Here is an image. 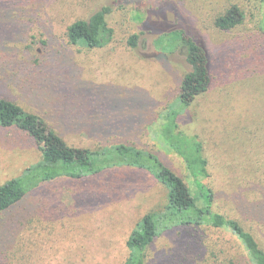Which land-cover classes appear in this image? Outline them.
Here are the masks:
<instances>
[{
	"label": "rangeland",
	"instance_id": "obj_1",
	"mask_svg": "<svg viewBox=\"0 0 264 264\" xmlns=\"http://www.w3.org/2000/svg\"><path fill=\"white\" fill-rule=\"evenodd\" d=\"M13 1L7 14L1 16L2 20L5 18L7 33L0 32V96L45 120L71 146L117 147L120 143L137 142H122L118 136L106 140L91 137L87 126L96 121L143 130L142 147L161 157L198 195L183 158L162 145L153 131L169 111L181 108V82L193 69L185 48L173 35L163 34L179 25L202 34L208 32L213 16L238 3L247 17L230 33L242 38L252 36L260 32L263 4L259 0ZM103 6L111 8L108 21L114 32L110 42L96 48L71 45L66 26L88 18ZM11 16L15 17L13 20L24 17L23 23L7 30L14 23L9 22ZM134 33L139 34L138 45L131 50L128 38ZM250 77L249 87L255 89L256 95L249 104L256 109L264 102V78L255 81ZM231 106L224 107L228 117L223 122L232 131L231 141L220 139L218 132L216 141L212 140L219 144L218 158L225 174L230 169L229 175L218 179L222 186L217 201L264 250L263 195L257 197V203L255 193L249 192L253 180L234 177L235 173L239 175V168L252 172L245 156L254 145L258 157L255 171L260 174L262 185L257 186L264 187V135L254 133L253 140L247 139L249 144L245 146L244 138L236 137L246 122L249 126L253 122L264 126V108L256 111ZM211 109L203 111L219 118L218 108ZM249 126L246 130L251 137ZM41 157L40 146L20 124L4 127L0 130V185L23 174ZM245 191L249 195L240 197ZM167 197L166 185L142 167H114L98 175L85 172L80 178L59 177L30 191L6 213L0 212V264H49L59 262L61 257L77 264H125L121 257L129 255V249L126 253L124 249L129 225L135 227L145 213L161 210ZM198 203L203 206L202 198H198ZM109 212L121 218L112 220ZM194 228L182 236L163 233L155 237L144 249V264H194L199 257L204 263L210 255L208 247L214 245L223 252V262L219 264H252L248 243L244 245L227 230ZM111 232L114 237L109 239ZM200 240L207 247L199 249ZM77 256L81 257L74 258ZM94 257L98 259L93 261Z\"/></svg>",
	"mask_w": 264,
	"mask_h": 264
},
{
	"label": "trees",
	"instance_id": "obj_2",
	"mask_svg": "<svg viewBox=\"0 0 264 264\" xmlns=\"http://www.w3.org/2000/svg\"><path fill=\"white\" fill-rule=\"evenodd\" d=\"M259 1L264 7V0ZM12 3H14L13 0H0V32L3 35L7 33L4 28L6 21L5 18L2 20L1 16L7 14L5 11ZM110 12L109 6H103L88 18L71 22L66 26L68 42L71 45L83 44L88 48L109 43L114 32L108 21ZM12 16L8 18L9 22L15 18ZM262 16L263 19L258 23L260 32L245 38L237 34L232 36L230 33V30L237 29L247 17L245 9L238 3L231 4L224 13L213 16V25L210 31L207 30L208 32L202 34L201 31L195 32L179 25L178 28H174L175 30L163 34L173 35L175 40L185 48L193 69L184 75L181 82L179 94L181 108L169 111L165 115L164 122L153 131L162 145L183 158L189 177L197 187L198 195L191 192L188 182L168 167L161 157L142 147L143 142L140 138L143 130L130 125L117 128L96 121L87 126V132L91 137L106 140L112 136H118L122 138V142L128 140L137 142L120 143L121 146L117 147L115 145H112L115 147L100 146L99 148L71 146L45 120L25 112L15 102L0 96V130L20 124L42 150L40 161L27 167L20 176L11 178L0 185V212L6 213L19 204L30 191L59 177L80 178L85 172L98 175L114 167H142L166 185L168 197L161 210L145 213L135 227L133 225L131 228L129 225L130 235L124 245L125 253L128 248L129 255L126 257L124 253L125 255L122 254L124 256L121 257L125 264H144V249L155 237L163 233L170 236H182L189 230H196L194 227H201L206 231L227 230L231 235L239 238L244 245L248 243V257L252 264H264V250L254 243L253 235L234 215L224 211L217 201L220 198L218 192L222 186L221 179L219 181L218 179L229 175L230 169L228 168L225 174L221 160L218 158L219 144L212 142V140L216 141L217 132L220 139L231 141L232 131L223 123L228 117L224 107L231 108V105H235L256 111L264 108V102L256 109L250 107L249 99L256 93L248 83L250 76L255 81L264 78V12ZM16 18L19 21L13 20L14 23L9 24L7 30L22 25L24 17ZM18 22L19 26H16ZM138 39L137 33L128 38L131 50L137 48ZM207 108L211 111V108H218L219 118L208 116L205 113L207 111H203ZM227 110L229 113L232 111ZM247 126L249 122L239 127L240 131L236 136L244 138V146L249 144L247 139L250 142L253 140L254 133L264 135L262 123L253 122L252 126H249L252 127L251 137H248ZM214 145L217 149H213ZM253 152L256 155L252 156ZM257 159V148L253 145L251 150H247L245 156V163H251L252 172L248 173L247 169L244 172V168H239V175L235 173L234 177L240 176L242 180H253L250 182V194L255 193L256 198L263 195L264 198V187L257 186L261 185L260 174H256L255 171ZM249 192L245 191L240 197H247ZM198 198H202L203 206L199 205ZM256 202L259 203L260 200L257 198ZM109 214L113 216L110 217L112 220L121 218V215L117 216L111 212ZM111 237H114V233L109 236V239ZM198 237L201 238V236ZM110 242L112 243L113 240ZM204 247H207L206 242L200 240L199 249ZM207 252L210 255L206 256L204 263L199 257V262L196 261L194 264L223 262L220 256L223 252H219L216 245L208 247ZM97 259L94 257L93 261ZM70 261L71 264H77L68 257H61L59 262L51 261L49 264H70Z\"/></svg>",
	"mask_w": 264,
	"mask_h": 264
}]
</instances>
